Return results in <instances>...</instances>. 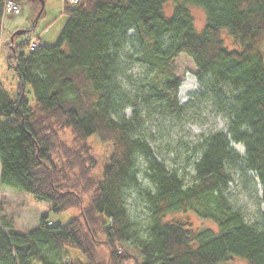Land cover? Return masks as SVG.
I'll list each match as a JSON object with an SVG mask.
<instances>
[{"label": "trees", "instance_id": "obj_1", "mask_svg": "<svg viewBox=\"0 0 264 264\" xmlns=\"http://www.w3.org/2000/svg\"><path fill=\"white\" fill-rule=\"evenodd\" d=\"M30 2L37 4L36 13L38 1ZM62 5L66 19L54 43L28 48L29 38L15 43L14 35L11 57L7 43L0 42L16 77L12 94L0 81V186L28 192L54 212L76 207L79 213L63 224L42 215L23 232L0 214V264H223L232 257L264 264V0ZM191 6L203 9L200 30ZM3 13L0 0V32ZM223 32L235 47L225 45ZM181 53L227 118L225 130L199 141L189 182L167 169L139 134V105L157 103L160 113L176 115L187 108L176 97L174 59ZM127 63L149 73L136 97L120 81ZM90 134L106 147L99 177L93 175L97 159L87 142ZM137 156L150 187L140 184ZM237 168L243 175L251 172L260 186L262 210L253 222L226 193ZM128 189L145 203L143 224L128 213ZM2 208L0 197V213ZM185 212L210 220L215 229H191L179 217ZM66 247L84 262L66 256Z\"/></svg>", "mask_w": 264, "mask_h": 264}, {"label": "rangeland", "instance_id": "obj_2", "mask_svg": "<svg viewBox=\"0 0 264 264\" xmlns=\"http://www.w3.org/2000/svg\"><path fill=\"white\" fill-rule=\"evenodd\" d=\"M18 2L20 3L18 13L8 11L3 13L0 32L1 44H8L10 34L16 29H26L27 32L16 36L14 38L15 43L30 37H34L39 44L54 43L66 19V16L61 13L63 0H43L42 12L38 16V8L36 13L33 11L37 7L36 3L27 0H19ZM171 7V2L165 3V12L168 13ZM190 11L195 27L200 30L204 21L203 9L198 6H191ZM222 38L227 47H235L231 38L224 32ZM64 50H66L65 45ZM260 50L264 57V44ZM18 51H26V49H19ZM125 67L126 75L120 78L121 84L128 95L136 97L138 89L143 87L142 84L149 77V73L140 64L127 63ZM195 71L191 59L185 54L181 53L174 59V74L180 80L176 95L177 100L180 103H189L187 108L178 115L160 113L157 103H150L149 106L139 105L142 121L139 134L147 141L153 154L164 163L166 168L175 169L185 182H189V176L193 172L192 163L199 155L198 143L201 138L209 133L225 130L227 121L225 114L215 107L212 96L201 89ZM0 81L12 94L16 77L12 67L7 64L4 48L0 49ZM136 100L139 103L141 101L140 97ZM123 112L128 116L131 107H125ZM61 136L65 141L70 139L67 132H63ZM87 142L97 159V166L93 175L99 177L102 165L106 161V147L95 134H90L87 137ZM232 145L239 153H243L241 144L233 143ZM136 165L139 170L140 184L144 187H150L142 174L144 161L140 156H137ZM231 176L232 180L229 182L226 191L228 199L233 207L242 212L246 221L253 222L262 210L259 183L251 172L243 175L238 168L231 171ZM0 197L3 200V208L0 214L4 215L6 219H11L13 230L19 232L36 226L42 215H47L52 223L63 224L79 213V209L76 207L54 212L50 209L49 203L35 199L28 192L3 185L0 186ZM125 202L130 217L137 220L139 224H143L146 219V208L141 195L135 189H128ZM169 217L170 215L167 216V218ZM179 217H186L190 222L191 229L204 227L215 229L210 220L199 218L192 212L182 213ZM65 254L70 258H79L84 262L81 254L73 248L66 247ZM223 264L245 263L239 258L232 257Z\"/></svg>", "mask_w": 264, "mask_h": 264}, {"label": "built area", "instance_id": "obj_3", "mask_svg": "<svg viewBox=\"0 0 264 264\" xmlns=\"http://www.w3.org/2000/svg\"><path fill=\"white\" fill-rule=\"evenodd\" d=\"M19 0H3V10L8 11L10 13H18L20 11V3ZM68 4L75 5L77 0H66ZM28 48H33L36 45V41L34 37H30L28 39Z\"/></svg>", "mask_w": 264, "mask_h": 264}, {"label": "water", "instance_id": "obj_4", "mask_svg": "<svg viewBox=\"0 0 264 264\" xmlns=\"http://www.w3.org/2000/svg\"><path fill=\"white\" fill-rule=\"evenodd\" d=\"M29 1H38V3H39V8L37 10V16H38L40 14L41 10H42V7H43V0H29ZM26 32H27L26 29H16L10 34L9 41H8V44H7V48L9 50V54H10L11 57H15V55H16L15 46H14V43H13L14 35H22V34H24Z\"/></svg>", "mask_w": 264, "mask_h": 264}]
</instances>
